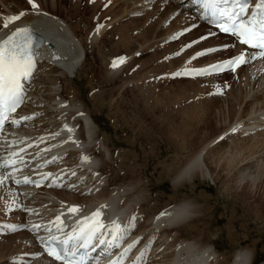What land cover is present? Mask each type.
Returning <instances> with one entry per match:
<instances>
[{"label":"rangeland","instance_id":"rangeland-1","mask_svg":"<svg viewBox=\"0 0 264 264\" xmlns=\"http://www.w3.org/2000/svg\"><path fill=\"white\" fill-rule=\"evenodd\" d=\"M9 1L10 0H7V2ZM26 1L29 2V0H19V4L22 5L24 9H31L30 7H28ZM38 1L41 4V2H43L44 0ZM46 1L49 2L48 0H45L44 2ZM57 1L58 0H56V2ZM101 1L103 0H99L98 2L97 0H95V2L91 3V0H59V3L55 7V9H51L49 5H46V9L48 8V11L58 14L59 18L67 24L66 27L69 26V28L73 29L77 35V38H79L83 43V58L82 63L79 66V72H82V81L84 83L81 88L74 89L75 92L77 91L80 96H83L88 100V109H93L96 112L95 113L93 111V114H97L98 122L101 124V131H104L105 134L112 136L114 139V141H111L113 143L112 146H110V153H112L113 151L115 155L114 158L117 157V160L115 159L116 162H113V164L110 165H117L121 163V165L129 164L130 166L132 164L131 166H133V159L127 161L126 159L121 158L124 155L123 153H125V151L128 149L132 152V154L130 155L135 156V162H139V157L147 153V167L143 165L144 160L142 158V161L140 162L141 164L139 166V173L141 172L140 175L144 177L145 180H149V184H153L159 172V163L165 161L168 162L167 165H169L170 159L175 158V164L170 170L169 175L164 180H157L156 185H153L154 187L151 188L152 196H150L151 202L149 203V205H153L155 204V202L157 203V206L153 210V212H155V210L159 208L165 201L167 202L168 200H171L169 197L180 198L181 196H186L195 200L196 197L201 194L203 195V198L200 200H196L195 203L205 208L204 210H201L199 212L201 215L200 218L205 223V226L202 225L204 229L200 230V232H202V235H194L193 239L199 241L202 238L209 237L213 242L212 247L218 252V254H216L219 256V259L226 260L224 264H232L236 253L241 251L239 249L245 247L251 250H253V248L256 249V263L254 262L255 264H259L261 262L264 264V211L261 215L260 212H257L255 209L251 211L245 205L244 200L240 197V193L247 189L252 191V194H255L256 196L264 197V132H256V130L260 129V127H254L253 130L251 129L252 131L250 130L251 132H248L249 130L247 129L239 130L238 134H233L235 137L232 138V136L230 137V135H228V137L225 136L222 139V143L219 144V147H224L225 145V153L223 152L224 149L220 147V150L222 149L221 151L223 159L228 154L236 153L237 148L243 147V152H237L238 159L240 158L244 160L242 163L236 164V161L235 163H233V167L230 166L232 167L231 169L229 167L227 168L226 165L224 166V162L222 160H220V162L215 165V162L211 161L213 158L212 156H214L213 154L209 157V159H207L208 164L210 163L209 165L211 167V173L213 174L211 177L206 176L200 178H192L182 186L178 187L177 190L172 189V179L176 170L190 153H195L198 146H200L201 144L200 143L198 145H195V141L190 144L189 140H186L181 136V131H184L185 135L190 132L192 136H190L189 134V139H198L196 141H200L201 138H199V135L201 137L202 135H204V133L205 135L213 134L215 136L222 129L224 131L229 127L227 124L225 126V124H223L222 122L221 125L219 122H217L218 117L224 114L220 107L221 104H223L222 100L228 99L229 101L228 105L227 102L224 101L227 105L225 106L224 111L226 114V119L229 117L227 122L232 124L234 123L235 119L245 120L246 118H249V116L251 117L250 111L252 107H254L253 110L259 108L260 105H258L257 103L261 102V104H263V98L259 101H255L253 99V101H250L249 103H242V100L246 97L248 101V94L250 93L249 90H251L250 88H252L251 81L246 84H243L244 81H239L240 87L238 85H235V87L233 86L226 97L223 96V98L218 99L212 97L206 98L203 96L202 83L200 84L201 81L192 82L191 80H188L171 82L170 80H166L165 78L159 80H149V76L153 75L152 73L155 72L156 74L160 70L164 71L166 69L167 71L173 69L181 61H183V58L169 57L171 55L172 48L174 47V43L170 44L167 42L168 44H164L161 42V50L152 49V47H154L158 43L157 41H154V39L158 35H160V37L163 36L165 33L169 32L172 27H176V22L168 28H162L159 30L157 29V26L160 23L157 22L158 19H154L152 27L148 28L150 26V22H143L144 18H151L152 21V18L155 14H153L151 17V15L146 13L144 16L142 15V17H135L137 19L142 18L140 20H136L135 18L128 16V14L124 12L123 9L126 8V5H124L125 3L119 7V1H114L116 3H112L110 2L111 0H104L101 6L99 3ZM104 6L110 7L109 9L102 8ZM11 7H13L12 4ZM110 8H113V11L110 12ZM0 10L3 12L7 11L5 5L1 0ZM153 12H155V10H153ZM102 17L108 19L109 27H107L108 29L105 28V31L107 33L104 31L98 38L95 39L96 45L89 44L86 39V35L87 33H90L89 35H93L96 33L97 29L92 33V27H94L96 24H99V21ZM49 19L55 21L52 18ZM135 21L136 23H134ZM103 23L104 25L102 24L103 26L99 29H102L107 25L106 21H104ZM128 23L131 25H129ZM132 23L135 25H133ZM184 23L185 22H183L182 24ZM110 24L113 25L111 26ZM120 25L121 27L123 25V28H121ZM136 25L139 28H137ZM138 25L142 26V28ZM124 26L127 28L124 29ZM118 27L120 28L118 29ZM132 27L134 28V30ZM119 30H123L124 32ZM133 31H136L137 33L134 34ZM141 31L143 32V35H141ZM120 32H123V34H125L127 40L130 38V41L128 40V43L131 44L130 50L134 54L132 57L133 59L129 58L130 60L125 63V65H127L125 71L122 69H120L121 72L123 71L122 73L120 72V70L117 71V74L119 72V75L122 74L121 76L118 75V78L116 77L110 83L104 85L103 82H100L101 80H99V78L101 77V75H103L105 66L107 65V61L111 59V56H117L120 53L124 52V55L126 56V53L128 52L124 47L126 45L120 43V41V44L118 43V40L120 39L119 34L121 35ZM125 32H127V35ZM90 37L91 36H89V38ZM188 37H190V34L187 36V38ZM151 38V43L147 44V42ZM127 40H125V44ZM143 40L145 43L143 42ZM98 43L103 46L101 51L99 52L96 48L98 46ZM163 58L169 60V63L167 65L164 62L158 63ZM145 62H147V65H145ZM132 65L133 67H131ZM51 70H49L47 74L50 73L51 75ZM54 74L55 73H53V75ZM144 74H147L145 75V77L149 78H146L144 80ZM158 74H162V72ZM55 75H57V73ZM140 76L143 77L141 78ZM65 78H68L67 80H70L74 84V75L71 71L66 72ZM53 87L57 90L59 89V92L62 90V86L61 88L56 87V85ZM72 90H69L70 93L68 94V90H65L62 94L67 98L69 96H71L72 98ZM247 90L249 91V93L246 96ZM83 91L86 96L83 94ZM99 91H103V93L101 97V105L98 107L91 100H93L92 98L94 97L95 93ZM110 92L112 93L110 94ZM76 103H81V101H77ZM69 105L72 104L68 103V105L66 106L67 110L68 107L70 108ZM232 105H235L234 108H232L234 109L235 116H228L227 107L231 108ZM244 106L248 109H245ZM219 110L221 112H219ZM262 110L264 111V109ZM114 114L116 116L112 117L114 116ZM119 117L122 118L119 120ZM137 119H141L140 124L136 122ZM206 119H210L209 123ZM149 121L156 124V129H151V124ZM204 122L207 123L203 125ZM175 125H177L179 128L177 126L175 127ZM249 125L254 124H248L246 125V127H248ZM215 126H221L222 128L218 129ZM152 127L154 126L152 125ZM241 127H243V125H241ZM171 129L172 131L170 132L169 130ZM243 133H246V135H243ZM144 135H146V137ZM168 135L177 136H173L174 141L176 142H174L171 138H168ZM251 137H253L252 140L254 141L248 140V138ZM179 139L180 141L184 142H180ZM97 140L102 141L104 139ZM109 140L107 141L108 143ZM89 142L91 143L90 138L86 139V143L88 144ZM176 143L180 145H177ZM213 145L214 144L210 145V147ZM217 145L213 146V148H216V150L218 149V147H216ZM178 146L181 147L179 148ZM100 153L102 155L105 154L104 156L109 155L108 150L106 151V153L98 152L97 156H101ZM119 154H121L120 158L118 157ZM97 163L100 164V161L96 162L95 164ZM99 164L97 165L99 166ZM214 167L216 168L214 169ZM109 170L110 166L106 170V173L109 174ZM122 171L123 174H125L126 171ZM122 171L120 173H122ZM241 171H244V175H242ZM226 180L229 181H227L228 185L224 183L226 182ZM47 192L51 195L50 191ZM255 198L256 197L252 198L251 201L253 202ZM122 201L123 199H120V203H122ZM255 205L262 206L259 199L255 201ZM47 209L48 208H45V210ZM36 210H39L41 214L45 215V213L42 212L40 208L35 209L34 211ZM231 233L236 235L238 241L230 238ZM13 235L14 234H9L7 238H4V240L0 242V249L1 246L3 247L0 254L4 253L0 255V257L2 256V259L0 258V261L5 260V255H12V253L14 252H17V254H19L18 251L14 249V242L18 238H15L13 243H10V245L8 242ZM208 249L210 251V248ZM33 261L32 264H34Z\"/></svg>","mask_w":264,"mask_h":264},{"label":"bare ground","instance_id":"bare-ground-1","mask_svg":"<svg viewBox=\"0 0 264 264\" xmlns=\"http://www.w3.org/2000/svg\"><path fill=\"white\" fill-rule=\"evenodd\" d=\"M1 1L5 5L6 9H8L7 12H3V11L0 10V14L1 15L2 14L9 15L11 13H16V12L24 9V7L19 4V0H10L9 2H7V0H1ZM48 1L49 2L46 1L44 3L40 1L41 2V4H40L38 0H35V3L38 5V9L51 14V16L45 17V20L48 22V24L50 25L51 28L55 29L57 32H59V34L63 35L65 37L67 43H68V46L70 48V53L71 54L68 56V59L64 60L62 58V59L59 60V62H56L55 65L56 66L61 65L63 68H65L66 70H69V71L72 70L73 75H74V84L70 80H67L68 78L67 79L65 78L66 71H64V70H62L59 67H56L54 65L52 67V70H51L52 74L48 76L49 78L44 77L41 80L37 81V84L40 86V88L38 89V92H39V94L41 96H44L45 100H48L50 102L52 100H54V98L58 97L57 99H55L56 101H54L55 103H53V104L55 105L56 108H59L62 111L63 110L71 111V109L73 108L72 109V113H74V112H76L78 110L84 112L85 116L81 117L83 121H80V128L78 129V135H79V138L82 139V143H84V144L86 143V137L84 136V132H85L84 128H85V125L87 124V125L90 126L89 136H88L90 138V141L93 142L94 140H97V139H101V140L104 139V140L101 141L102 142V147L107 146V150L109 151V155L108 156L106 155L107 157L104 156L105 154L102 155L101 153H100L101 156L98 155V159L100 161V164L97 163V164H99L98 167L95 166L93 161H87L85 165H89L90 169H87V170L78 169V172L80 174H85L86 172H89V171H91L93 169V164H94L95 168L98 171H100L101 174L104 177V178H101L100 176L94 177V176L91 175L88 178H86L85 180L80 182L79 191L82 192V191H88V190L91 189L90 194H88V195L84 194L82 196H79V195L73 194L70 191L67 192L66 190H49L51 192V195H52V192H54V193H58L59 195L63 196L64 198H62V199H64L65 201H78V202L79 201H85V202L89 203L88 207H86L89 210L94 208V207L99 206L100 202H104L106 199H108V201H112V202L116 203L118 205V208H120L123 212H129L131 210L136 211V209H139V210H141V212H143L142 215L144 214L143 215L144 221L141 224V230H143V231L146 230V235H154L157 231H159L157 244H159V246L161 244H163V245L167 244V246L165 247V251L163 252L162 257L159 258L158 261L155 260L156 262L152 263V264H170V262L172 260V254H173L174 250L177 249L178 246H179V249L177 250L178 252H180V253L193 252L194 256L200 257V259L198 260V264H202V263L203 264H207V261L209 259L210 254H211V251H209L208 248L213 246L212 240L209 237L202 238L199 241H196V240L193 239L194 235H198V236L202 235V232H200V230L204 229L202 225L205 226V223L200 218L201 215L199 213L201 210H204L205 208H203V206H199L198 204L195 203L196 200L202 199L203 195H201V194L198 195L195 200L191 199V198H188L186 196H181L180 198L169 197L171 200H168L167 202L165 201L159 208H157L155 210V212H153V210L157 206L156 205L157 203L155 202V204H153V205L150 204L151 206L149 205V203L151 202V197L150 196H152L151 188L154 187L153 185H156L157 180L158 181L164 180L169 175L170 170L172 169V167L175 164V158H171L170 159L169 165H167L168 162H165V161L162 162V163H159V169H158L159 172H158L157 177L154 180L153 184H149V180H145V178L140 175L141 172L139 173V166L141 164L140 162L142 161V158L144 160L143 165L145 167H147V164H146L147 158H148V154L147 153H145V155H141L140 156L141 158L139 157V162L137 160H136L137 162H135V156L134 155H130V154H132V152L128 149V150L125 151V153H123L124 155L122 154L123 157H121V158L122 159H126L127 161H129L130 159L131 160L133 159L134 160L133 161V164H134L133 166H131L132 165L131 163H130L131 164L130 166H129V164L128 165H126V164H122L121 165V163L117 164V165H110V164H113V162L114 163L116 162L115 159L117 160V157L114 158L115 155H114L113 151H112V153H110V146H112V143H113L111 141H114V139H113L112 136H110L108 134H105L104 131L103 132L101 131V124L98 122L97 114H93V111H94L93 109L92 110L88 109V105H87L88 100L85 97L80 96L77 91L75 92V89H74V88H76V89L81 88V86L84 83L82 81V72H79V69H80L79 66L81 65L80 64V62H81L80 60H81V57H82V50L81 49L84 48L83 43L81 42V40L79 38H77V35H76V33H75V31L73 29L69 28V26L66 27L67 26L66 23H65V25L63 24L64 22L62 21V19L59 18L58 14H55L54 12L48 11L47 10L48 8L46 9V5H49V7L51 9H53V8L55 9L57 4L59 3V0L57 2H56V0H54L55 2L53 0H48ZM114 1H117V0H111L110 2L113 3ZM119 1L120 2L123 1L122 4L119 3V7L122 6L125 3L124 2L125 0H122V1L119 0ZM140 1H142V2L144 1L147 4H151L150 2L153 1V0H135V3L140 2ZM114 3H116V2H114ZM11 4L13 5L14 8L11 7ZM173 4L174 5H169V7L171 8V7L175 6L173 8V10L176 9V8H179V5H176L175 3H173ZM139 6H142V4H140ZM134 7L137 8L138 6H134ZM156 9H157V7L153 4V10H156ZM123 10H124V12H126V14H129V13H127L126 8L123 9ZM111 11H113V8H110V12ZM150 13L155 14V15L157 14V12H150ZM165 13H166V11L159 15V18H158L157 22H159L160 24L158 26L156 25L157 29H159V30L163 28L162 24H161L162 20L165 17L166 18L168 17V15L165 14ZM180 14L185 15V16H181ZM180 14L178 15V17L187 19L188 16H189V10L182 9ZM52 15H54L55 17H53ZM151 17H152V15H151ZM49 18H52L55 21H52ZM133 18H135V17H133ZM32 19H34V18H32L31 16L25 15V16H23V18L21 20L23 22H29V23L32 24ZM135 19L136 20H140L142 18H139V19L135 18ZM2 20H3L2 16H0V28H1ZM148 21L150 22V26L148 28H151L152 24H153V21H151V18L150 19L149 18H144L143 22L146 23ZM134 23H136V21ZM186 23H188V22H185L184 24H186ZM18 24H20V22L12 24L11 26H9L7 29L4 30V33L8 32L9 30L14 28ZM184 24H180L179 26H177L178 24H176V26H177L176 28H178V27H180V26H182ZM103 25H104V23H103ZM108 25L109 24L107 23V25L104 26V28L99 29L93 35H89L90 33H87L86 39H87L88 43L92 44V45H96L95 44V39L98 38L105 31V28H107ZM123 25H122V27L120 25V27L123 28ZM129 25H131V24H129ZM133 25H135V24H133ZM116 26H119V25H116ZM138 26H140V25H138ZM120 27H118V29ZM136 27H137V25H136ZM140 27L142 28V26H140ZM125 28H127V27L124 26V29ZM137 28H139V27H137ZM123 30H119V31H123ZM133 30H134V28H133ZM171 31L172 30H169V32H167L163 36L159 37V38H162V39H159V41L161 40V42L164 43V44L170 43V42L166 43L167 42L166 39L170 36V32ZM109 32H111V31H109ZM123 32H120L121 35L119 34L120 39L118 40V43L120 41V43L126 45L124 47H125V49L128 52L126 53V56L123 59V63H118L117 67H111L109 65L111 63V61L113 59H115V56H113V57L111 56L110 57L111 59L107 61V65L105 66V69L103 68L104 69L103 75H101V77L99 78V80H101L100 82L101 83L103 82L104 85H107L108 83H110L112 80H114V78H116V77L118 78L119 76H121L122 74L119 75L120 72H121L120 69L125 71L126 66H127V65H125V63L127 61H129L134 55L133 52L130 50L131 49V46H130L131 44L128 43L130 41L129 40L130 38L128 39L129 40L128 41L127 37H125V34H123ZM92 33H93V31H92ZM125 33L127 35V32H125ZM141 33H142L141 35H143L142 31H141ZM89 36H91V37L89 38ZM145 37H148V36H145ZM163 37H165V38H163ZM125 40H127L126 44H125ZM214 41L215 40H211V41H207L206 43H210V42L212 43ZM143 42H144V40H143ZM143 42H142V44H143ZM170 44H173V43H170ZM139 45H141V44H139ZM102 47L103 46H101L98 43V46L96 47L98 52L101 51ZM147 59H149V58H147ZM83 62H84V60H83ZM145 63H146L145 65H147V62H145ZM118 70H120V72L117 74ZM53 73H55V74L57 73V75H55V74L53 75ZM145 75H147V74L143 75L144 79H146ZM256 79H260V78L256 77ZM251 80L252 79L245 80L243 84L249 83ZM54 84L55 85L60 84L62 86V90L59 92V89L57 90V89H55L53 87V86H55ZM184 89H185V87H184ZM250 89H252V88H250ZM65 90H68L67 94L70 93L69 90L73 91L72 98H67V97H65V95L62 94L63 91H65ZM248 90L246 91V96H247V94L250 91V90L249 91ZM102 93H103V91L96 92L94 97L92 98L93 100H91L98 107L101 105ZM111 93L112 92H110V94ZM262 98L264 100V97H257L256 95L253 96V99L255 101H259ZM66 99H69V100H66ZM65 101H67L69 104H72V105H69L70 108L68 107V110L66 109V107H63V106L58 107V106H56L57 104H61V103L65 102ZM77 101H81V103L77 104L76 103ZM222 101H223V104H221L220 107H221V110L223 111L224 114L222 116L218 117V121L217 122H219L220 125H221V122L223 124H225V126L227 124L229 126L227 128V130L223 131V129H222L215 136L213 134L212 135H207V134L205 135V133L201 137L199 135V138H201L200 141H196L198 139L190 140L189 139L190 138L189 137L190 132H188V134L185 135L184 131H181V133H182L181 136L183 138H185L186 140H189L190 144H192V142H194V141L196 142L195 145H198L200 143L201 144H200V146H198V148L195 151V153H193V152L190 153L187 156V158L184 160V162L176 170L175 174L173 175V179H172V189L173 190H177L178 187L182 186L184 183L188 182L192 178H200V177H206V176H210L211 177L213 174L211 173L212 171H211V167L209 165L210 163L208 164L207 159H209V157L211 155H213V154H214V156H212L213 158H212L211 161L212 162L214 161L215 165L218 164L220 162V160H222L224 162V166L226 165L227 168L229 167L230 169L233 167V163H235L236 161H237L236 164H240V163H242L244 161L243 159H240V158L238 159V153H240V151L243 152L242 151L243 147L237 148L236 149L237 150L236 153L228 154L223 159L222 151H221L222 149L220 150L221 146L219 147V144L222 143L221 137H225L224 135L227 134V133H230V134H227L226 137H228V135L238 134L239 130L247 129V130H249L248 132H251L254 129V127L255 128L260 127L258 123H264V111L262 110V109H264V107H263L264 103L260 104L259 108L255 107L256 108L255 110H253L254 107H252V109L250 111L251 117L249 116V118H246L245 120L235 119L234 123L230 124V123L227 122L229 117L226 119V114H225V111H224L225 110V106L228 105L229 101H228V99H224ZM224 101L227 102V105H226V103ZM234 106L235 105H232L231 108L227 107V115L228 116L235 114L234 113V109H232V108H234ZM219 112H221V111L219 110ZM258 112L260 113L259 115H258ZM115 116L116 115L114 114V116H112V117H115ZM253 116H254V118H253ZM110 117H111V115H110ZM258 117H259L260 121H258V119H257ZM121 118L119 117L118 119L120 120ZM124 118H126V117H124ZM157 119H156V121H157ZM201 120H202V118H201ZM209 120H207L208 123H209ZM229 120H231V119H229ZM140 121H141V119H137L136 120V122H138V124H140ZM151 121H149L150 124H151V129H154V128L156 129V127H155L156 124H154V122L151 123ZM245 121H247L246 124H245ZM83 122H84V124H83ZM207 122H204L203 125L205 123H207ZM251 123H253L255 126L254 125H249L248 127H246V125L251 124ZM135 124H137V123H135ZM152 125L154 127H152ZM177 125H175V127ZM241 125H243V127H241ZM135 128H137V127H135ZM216 128L219 129V128H222V127L218 126ZM233 128H236L237 131L233 132L232 131ZM85 130H86V128H85ZM169 131L171 132L172 129L169 130ZM176 131H174V132H176ZM79 132H81V133H79ZM139 132H140V130H139ZM86 134H87V131H86ZM144 136L146 137V135H144ZM173 136L174 135L169 136L168 138H171L174 141V137H177V136H174V137ZM190 136H192V135L190 134ZM110 137H112V138H110ZM252 138L253 137L248 138V140L251 141ZM180 139H179V141H180ZM108 140H109V143L107 142ZM256 140H255V142H256ZM252 141H254V140H252ZM174 142H176V141H174ZM180 142H184V141H180ZM189 143H187V144H189ZM212 144H214L213 146L218 144L216 146V147H218V149L216 150V148H213V146L210 147V145H212ZM177 145H180V144H177ZM257 145H258V143H257ZM132 146H134V145H132ZM181 146H183V145H181ZM221 148L224 149L225 145H224V147H221ZM112 150H115V149H112ZM224 151H225V149L223 150V152ZM120 155L121 154H119V156H118L119 158H120ZM213 165H214V163H213ZM109 166H110V170H109V174H108V173H106V170L108 169ZM230 166H232V167H230ZM215 168L216 167H214V169ZM122 170L126 171L125 174H123ZM121 171H122V173H120ZM244 171L243 172L241 171L242 175H244ZM103 179L105 180V184L102 186V188H99V185L103 181ZM223 181H225V180H223ZM223 181H222V183H223ZM227 181L228 180H226V182H224V183L227 184ZM94 188L98 189V193L96 195L93 192ZM0 194H1V191H0ZM240 197L244 200L245 205L251 211L253 209H255L257 212H260V215L263 213V211H264V197L256 196L255 194H252V191H250L248 189L244 190L243 192H241L240 193ZM254 197H256V198L252 202L251 200ZM120 199H123L122 203H120ZM257 199L260 200L262 206L255 205V201ZM47 205H49L47 207L48 208L47 210H45V209L42 210V208H40V210L42 212H44L45 215H48V218H50V215H52V214L64 209V202L63 201L60 202V203L51 202V203H47ZM0 207H1V197H0ZM43 221H45V220H43ZM137 227H138V225H137ZM12 234H14V235L12 237L10 236L11 239H9L10 241H8V242H9V245H10V243H13L15 238H18L14 242V247H15L14 249L16 251H18V253H21V252L25 251V250H21V248L23 247V245L26 242H28V241L34 242L33 237L29 233H26L25 231L17 232V234H15V233H12ZM230 238L238 241V239L236 238V235L233 234V233L230 234ZM2 249H3V247L1 246L0 252H2ZM239 250H241V251L236 253L232 264H247L249 262H250V264H254V262L256 261L255 260L256 249L253 248V250H251V249H248L247 247H245V248H241ZM2 254H4V253H1L0 255H2ZM33 262H34V264H36V263L40 264V262H41V264H46V263L49 264L46 260H43L42 258L36 259ZM225 262H226V260H219L215 264H224ZM259 264H263V263L261 262Z\"/></svg>","mask_w":264,"mask_h":264},{"label":"snow or ice","instance_id":"snow-or-ice-1","mask_svg":"<svg viewBox=\"0 0 264 264\" xmlns=\"http://www.w3.org/2000/svg\"><path fill=\"white\" fill-rule=\"evenodd\" d=\"M203 9V14L213 18L217 28L225 33H231L239 39L242 45H247L255 51L249 56L247 53L230 58L220 64L210 66L211 71H224L227 68L235 70L236 67L248 63L249 59H256L257 56L264 58V0H257L254 8H249L250 0H195ZM33 8L38 5L35 0H29ZM248 13V15H245ZM24 12L8 17L4 20L3 27L8 28L11 22L19 20L24 16ZM190 46V45H189ZM33 36L29 28H16L5 39L0 40V128L9 114L16 111L23 102L24 84L23 81L29 79L35 68ZM209 49L208 51H214ZM204 53H197V56ZM195 58V57H194ZM118 63H123V58L114 61L112 67H117ZM207 74L209 69L185 70L183 73L174 75ZM24 117L23 119H29ZM11 123L18 124L19 120L13 119ZM236 132V128L232 129ZM223 139V137H221ZM13 156L16 154L13 153ZM16 160H5L3 165L15 166ZM75 175V173H73ZM3 178L0 177V183ZM33 183L25 177L23 181L17 180L16 183ZM37 186L39 184L37 183ZM78 206H73L69 212H77ZM102 215L98 209L81 221H77L72 227V231L67 233L65 238L49 235L44 242L45 250L49 256L54 257L63 264H84L89 257L90 251H95L97 247L105 246V253L115 256L109 260V264H124V255L131 250L138 241L124 248L119 256L112 252V249L119 248L125 239L127 229L122 227L118 221H112L105 225L102 220L97 219ZM163 215V214H162ZM56 230L62 227L61 217H56ZM14 228V225H10ZM34 229L45 227L44 225H34ZM110 237V238H109ZM79 256V259H75ZM71 257L72 259H69ZM135 264V262H134Z\"/></svg>","mask_w":264,"mask_h":264}]
</instances>
